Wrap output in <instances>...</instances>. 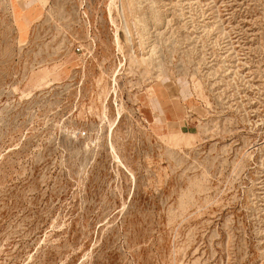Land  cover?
<instances>
[{"label": "rangeland", "instance_id": "obj_1", "mask_svg": "<svg viewBox=\"0 0 264 264\" xmlns=\"http://www.w3.org/2000/svg\"><path fill=\"white\" fill-rule=\"evenodd\" d=\"M0 264H264V0H0Z\"/></svg>", "mask_w": 264, "mask_h": 264}, {"label": "bare ground", "instance_id": "obj_2", "mask_svg": "<svg viewBox=\"0 0 264 264\" xmlns=\"http://www.w3.org/2000/svg\"><path fill=\"white\" fill-rule=\"evenodd\" d=\"M116 35H117V40L119 41V34H118V31H117V34H116ZM137 56H138V55H137ZM117 72H118V71H117ZM115 75H116V74H115ZM113 77H114V76H113ZM115 77H116V76H115ZM114 79H115V81H116V78H114ZM114 79H113V80H114ZM113 88H114V87H113ZM113 90H114V89H113ZM116 91H117V90H116ZM118 115H119V116L121 115V112H120V111L118 112ZM117 158H118V157H117Z\"/></svg>", "mask_w": 264, "mask_h": 264}]
</instances>
